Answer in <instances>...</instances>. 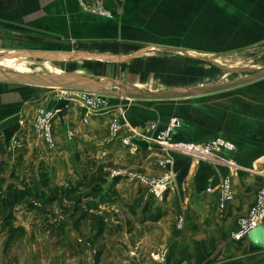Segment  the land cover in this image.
Segmentation results:
<instances>
[{
  "label": "rangeland",
  "instance_id": "rangeland-1",
  "mask_svg": "<svg viewBox=\"0 0 264 264\" xmlns=\"http://www.w3.org/2000/svg\"><path fill=\"white\" fill-rule=\"evenodd\" d=\"M153 2L155 26L146 30L147 38L130 46L128 52L113 49L118 55L133 56L121 60L93 58L70 61L54 60L50 56L34 59L24 54L3 57L11 51H40L47 45L41 44L42 39L37 36L25 39L0 32L4 37L0 40V67L34 75L61 69L63 72L89 74L93 80L110 78L122 82L136 94L154 88L182 91L217 86L234 81L238 75L208 61L189 57L180 50H167L162 46L184 49L216 62L236 57V64L227 65L231 67L264 68V0ZM80 45L84 44L66 46L69 50L61 51L74 53L83 49L115 54L98 45ZM151 46L154 47L149 48ZM142 49L144 51L139 53ZM248 85L252 89L246 91L245 96H253L252 100L264 110V77L244 86ZM22 86L25 89L21 87L20 94L25 95L28 101L23 115L9 120L0 117V161L5 162L6 175L15 169L28 176L24 166L44 160L52 169L55 181L66 183L76 181L102 165L107 172V182L103 187L110 201L101 203L99 211L89 212L78 225L70 214L63 215L65 227L62 234L58 231L44 232L39 225V216L19 213L18 223L24 225L26 235L15 244L11 256H5L3 244L6 236L0 232V264H110L123 254L128 255L137 239L151 233L153 226L161 224L158 222L165 215L163 204L167 200L165 196L157 201L148 187H141L131 179L129 172L138 170L152 176L159 175L151 169L150 163L163 157L156 150L124 144L125 127H121L123 131L119 135L114 133L113 127L115 122L121 125L129 123L128 114L140 102L168 99L118 96L128 93L127 90L118 86L110 89L112 85L109 84L100 89L108 99L107 107L89 111L81 109L77 101L69 104L59 101V106L52 107V102L57 100L53 89L58 87ZM38 94H43L42 101L50 97L48 105L41 110L36 104L38 100L34 99ZM46 113L50 114L46 116ZM115 180L118 182L116 185ZM112 190L116 195L111 193ZM99 226H103V232L96 237ZM24 259L26 262L22 261Z\"/></svg>",
  "mask_w": 264,
  "mask_h": 264
},
{
  "label": "crops",
  "instance_id": "crops-1",
  "mask_svg": "<svg viewBox=\"0 0 264 264\" xmlns=\"http://www.w3.org/2000/svg\"><path fill=\"white\" fill-rule=\"evenodd\" d=\"M153 6V0H0V32L25 39L37 36L42 43L66 41L71 47L94 44L115 53L89 51L88 55L83 49L74 53L40 50L71 54L66 59L69 61L121 60L134 54L118 55L115 51H130V46L146 39V30L155 26ZM0 40L4 37L0 36ZM141 51L144 49L138 52ZM77 54L87 56L76 57ZM41 56L49 57L46 53ZM22 85L26 84L0 82L2 119L21 117L26 110L27 98L19 91L21 87L25 89ZM244 85L247 83L195 98L140 102L128 114L129 123L134 126L151 120L158 122L160 129L177 117L180 125L174 131V140L204 142L223 137L233 142L235 148L220 155V159L233 161L231 164L224 159L204 161L207 166L202 169L200 163L190 164L188 178L166 192L165 215L158 222L161 224L137 239L128 255L123 254L110 264H150L152 251L160 246L168 250L167 264H264L263 248L251 244L245 235L235 236L240 218L249 215L264 182V174L253 170L256 166L264 172V110L252 100L253 96H245L252 86ZM42 97L38 94L34 98L40 110L50 101V97L45 101ZM51 106H59V100ZM186 158L177 155L175 162ZM153 164L150 163L151 169L161 173ZM176 169L179 172L183 165ZM228 174L232 178L233 199L221 209L220 182ZM180 219L182 224L178 225Z\"/></svg>",
  "mask_w": 264,
  "mask_h": 264
},
{
  "label": "trees",
  "instance_id": "trees-1",
  "mask_svg": "<svg viewBox=\"0 0 264 264\" xmlns=\"http://www.w3.org/2000/svg\"><path fill=\"white\" fill-rule=\"evenodd\" d=\"M4 166L5 162L0 161V232L6 236L3 244L5 256H11L15 244L26 235L24 225L18 223L19 213L39 216V225L44 232L62 234L65 227L63 215L70 214L78 225L89 212L99 211L101 203L110 201L103 187L107 172L102 165L76 181L66 183L55 181L52 169L44 160L24 166L28 176L15 169L7 176ZM111 193L116 195L113 190ZM102 228L99 226L96 237L102 234Z\"/></svg>",
  "mask_w": 264,
  "mask_h": 264
},
{
  "label": "built area",
  "instance_id": "built-area-1",
  "mask_svg": "<svg viewBox=\"0 0 264 264\" xmlns=\"http://www.w3.org/2000/svg\"><path fill=\"white\" fill-rule=\"evenodd\" d=\"M96 10V9H93ZM102 13L107 14L105 10H99ZM54 98L66 103H72L77 101L80 104L81 109L96 110L104 109L108 105V99L105 94L85 91L81 89H69V88H54ZM50 113H46V116ZM180 125V120L177 117L170 119L166 128H159V124L156 121H146L142 125L133 126L128 122L122 125L118 122L114 124V133L121 134L123 130L121 127H125V135L122 137V142L126 145L139 146L133 141V139H139L147 142L146 148H140L144 150H156L161 154L162 159L154 160L155 169H160L159 175H149L144 172L135 170L129 172L131 179L135 180L136 184H139L149 188V192L157 201H161L165 198L166 192L173 189L177 185V172L173 170V164L176 161L177 155H185L191 157V166L195 163L199 164L201 161L220 162L231 160L220 159V155L225 150H232L235 148L233 142L223 137H215L204 142L194 141H176L173 134L175 129ZM48 140L52 141V137L48 136ZM170 165V168L168 166ZM259 174L264 172L258 171L257 168H253ZM220 208L224 209L226 204L233 199V186L231 175L228 174L223 177L220 182ZM264 220V182L257 194L256 200L253 203L250 213L246 217H242L239 220V231L235 234L240 238L246 236V234L257 224L262 223ZM182 224V219L179 220L178 225ZM168 250L162 246L157 247L151 253L152 262L150 264H167Z\"/></svg>",
  "mask_w": 264,
  "mask_h": 264
},
{
  "label": "water",
  "instance_id": "water-1",
  "mask_svg": "<svg viewBox=\"0 0 264 264\" xmlns=\"http://www.w3.org/2000/svg\"><path fill=\"white\" fill-rule=\"evenodd\" d=\"M65 43L66 41H59L57 43H47L46 45L48 46L43 47L42 50H52V51L69 50V49H66V46L64 47L65 49L63 48V45ZM162 47L167 50H174V51L180 50L189 57L197 58L203 61H208L211 64L218 65L219 68L223 69L224 71H228L234 74H237L240 72H248L250 74L239 80H235L233 82H229V83L218 85V86L191 88L186 91H176V92L152 90L151 92H146V93H141V94H132L131 95L132 97L142 98V99H175V98L200 96V95H204L208 93H213V92L229 89L235 86L243 85V84H246V83H249V82H252V81H255L257 79L264 77V68L258 69V70H249V71L244 68H231L229 66L218 64L215 61L210 60L206 56H193L192 54H190V52L184 49H179V48L169 47V46H162ZM0 82H13V83H21V84H27V85H35V86L81 89V90L89 91L86 88L75 87L71 85L69 82L63 80L62 78H58V77L57 78H47V77L38 78L31 74L20 73V72H15V71H8V70L0 71ZM90 92L101 93L97 91H90ZM110 94H113V93H110ZM118 96H122V95L119 94ZM133 141L143 148H146L148 146L147 142L145 141H141L139 139H133ZM190 164H191V157L189 156L185 160L174 162L173 170L175 171L177 170L176 166L183 165V169L177 172L176 179H177L178 186H181L182 183L188 178ZM205 166L207 165L204 163V161H201L200 162L201 169ZM168 168H170V165L168 166ZM246 238L254 246L264 249V224L259 223L256 226H254L246 234Z\"/></svg>",
  "mask_w": 264,
  "mask_h": 264
},
{
  "label": "bare ground",
  "instance_id": "bare-ground-1",
  "mask_svg": "<svg viewBox=\"0 0 264 264\" xmlns=\"http://www.w3.org/2000/svg\"><path fill=\"white\" fill-rule=\"evenodd\" d=\"M43 53H46L47 56H50L54 60H65V59H68L69 56H71V54L64 53V52H41V51H28L27 50V51H14V52L11 51V52H9L8 54H6L3 57L13 56V55H16V54H24L26 56L27 55L32 56V58L35 59L38 56H41ZM87 53H88V55L90 54L89 51ZM78 56H87V55L86 54H77L76 57H78ZM237 61H238V59L236 57H234V58H229V59L222 58V59L218 60L217 62H218V64H222V65H225V66H227V65H231L232 66V65L236 64ZM216 66H218V65H216ZM231 66H229V67H231ZM231 68H236V67H231ZM237 68H244V67H237ZM244 69H247L248 71L251 70V69H248V68H244ZM2 70L12 71V70L0 67V71H2ZM51 71H53V72L44 73V74H41V75H34V74H31V75L36 76L38 78H44V77H47V78H57V77L58 78H62L63 80L69 82L71 85H73L75 87H82V88H86L87 90L89 89V91L101 92V94H104V91L100 90L101 86H105V85H109V84L112 85V87L109 86L110 89L114 88L115 86L116 87L118 86V87H122L121 89H123V90H127L128 93H121L122 96H127V98H129L128 96H131L132 94H136V93L130 91L131 90V89H129L130 87L129 88L126 87L122 82L118 83L116 81L117 84H114L115 82H113V81H115V80L112 81V80H110V78H107V79L106 78H102L101 80H93L88 75H86V76L85 75H79V74H75L73 72H61L62 71L61 69L51 70ZM15 72H18V71H15ZM24 73H26V72H24ZM246 73H248V72H246ZM27 74H29V73H27ZM237 74L238 75L236 76V79L243 78V77L247 76L244 72H240V73H237ZM110 82H113V83H110ZM153 90H156V89L154 88ZM151 91L152 90H150L148 92H151ZM182 91H186V90H182ZM174 92H176V91H174ZM141 93H146V92L145 91H140L139 94H141Z\"/></svg>",
  "mask_w": 264,
  "mask_h": 264
},
{
  "label": "flooded vegetation",
  "instance_id": "flooded-vegetation-1",
  "mask_svg": "<svg viewBox=\"0 0 264 264\" xmlns=\"http://www.w3.org/2000/svg\"><path fill=\"white\" fill-rule=\"evenodd\" d=\"M47 43H57V42H51V41H49V42H44L45 45H46ZM41 44H43V43H41ZM47 46H48V45H47ZM65 46H67L66 43L63 45V48H64ZM43 47H46V46H43Z\"/></svg>",
  "mask_w": 264,
  "mask_h": 264
}]
</instances>
